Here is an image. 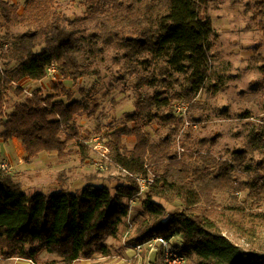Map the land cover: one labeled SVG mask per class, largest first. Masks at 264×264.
<instances>
[{
  "label": "trees",
  "instance_id": "1",
  "mask_svg": "<svg viewBox=\"0 0 264 264\" xmlns=\"http://www.w3.org/2000/svg\"><path fill=\"white\" fill-rule=\"evenodd\" d=\"M54 3L25 0L21 14L12 0H0V25L27 26L24 32L8 30L0 37V59L4 61L0 66V137L20 141L27 158L56 152L59 159L74 154L86 161L88 147L82 141L80 119L103 114V109L94 94L73 99L64 85L65 80L74 82L89 76L90 64L78 55L77 23L81 19L71 20L65 15L49 18ZM208 3L83 1L89 16L104 11L108 14L100 22L99 34H94L95 44L119 42L124 56L140 60L139 66L146 69H132L139 89L134 110L104 142L112 162L127 173L107 178L91 175L75 190L59 179L51 190L30 193L22 181L0 169L1 257L36 264H74L96 255H112L114 245L109 239L120 241L124 237L127 244L135 245L165 236L183 240L185 264H264V214L244 205L223 206L216 197L221 192L236 197L242 191L251 199L263 197L264 160L258 164L257 177L241 180L238 171H251L246 162L247 148L234 149L227 159L198 148L188 151L182 142L179 150L174 144L173 134L182 119L174 114L173 100L193 99L209 81L215 30L205 16ZM256 4L264 14V0H256ZM39 20L45 24L33 27ZM254 58L264 70V55L259 53ZM52 65L58 71L56 81L48 77ZM182 73L187 80L183 90L169 95L164 86L171 80L180 81ZM46 78L53 84L52 93H44L39 87L24 95L22 81L43 82ZM159 80L162 90H140V86L155 85ZM154 121L159 141H154L148 129ZM164 130L167 133L162 136ZM254 134L249 145L263 148L264 131ZM128 137L135 141L133 149L124 142ZM130 173L155 177L141 201L142 209L134 216L132 201L140 188ZM158 199L179 202L180 209L168 211ZM231 229L245 238L247 247L229 237L227 231ZM44 253L54 258L44 261Z\"/></svg>",
  "mask_w": 264,
  "mask_h": 264
},
{
  "label": "rangeland",
  "instance_id": "2",
  "mask_svg": "<svg viewBox=\"0 0 264 264\" xmlns=\"http://www.w3.org/2000/svg\"><path fill=\"white\" fill-rule=\"evenodd\" d=\"M12 1L22 14L25 0ZM83 1L55 0L49 18L65 15L71 20L81 19L77 23L79 27L77 49L79 57L90 64V74L74 82L65 80L64 85L73 93V99H83L89 94H94L101 102L103 114L91 119H80L83 127L82 141L88 147L86 161H81L80 156L74 154L59 159L56 152H41L36 157L27 158L20 143L14 140L5 141L0 137V157H5L11 162L10 174L22 181L30 193L38 188L42 191L51 190V186L55 185V188L59 179L66 187L76 189L82 187L91 175L102 178L124 175L112 160L102 158L91 145L96 144L94 139L97 137L98 141L104 143L112 131L124 125L125 116L134 110L139 90L131 71L134 67L141 72H146V69L144 65L139 66L140 60L127 59L124 56L125 49L119 42L106 46L95 44L94 34H99L100 22L108 14L104 11L89 16ZM86 16L87 19H84ZM205 16L211 19L215 30L209 81L203 91L193 99L173 100L172 104L180 100L189 102V119L196 123V126H189L182 134L180 122L177 132L173 134L174 144L179 150L182 142L188 151L198 148L204 153L210 152L227 159L232 157L234 149L245 147L248 150L246 162L251 171H238L237 175L241 180L253 178L259 175L256 171L264 160V146L254 149L249 145L255 136L254 133L264 131V70L260 66L261 63L254 58L259 53L264 55V14L260 13L256 0H209ZM44 24V21L39 20L33 23V27ZM26 29L27 26L20 24L11 25L10 28L0 25V37L8 30L16 34ZM3 62L0 59L2 67ZM12 65L14 63L11 62ZM180 78V81L171 80L168 86H164L169 95L183 90L187 82L186 74H180ZM22 83L26 88L24 95L39 87L44 93L53 92V84L49 78L43 82ZM164 87L159 80L155 85L140 86V90L143 93H151ZM10 109L11 103L7 105L6 111ZM156 124L154 121L152 127L148 129L153 134L154 141H159L161 137L154 132ZM160 133L165 136L167 130ZM124 142L129 149H133L135 144L133 138H125ZM99 163H102L104 168H101ZM216 197L223 206L244 205L254 212L264 214V195L260 199H251L247 197L246 191H242L236 197L226 192L217 193ZM140 198L136 203H132V215L142 209L143 197ZM227 234L236 243L248 246L245 238L234 230H228ZM110 241L115 243L112 255H96L93 259H82L74 264H163L159 253L147 249L138 252L134 244H127L124 237L120 241L113 239ZM53 258L54 256L48 253L42 254L44 261ZM0 264L36 263L0 256Z\"/></svg>",
  "mask_w": 264,
  "mask_h": 264
},
{
  "label": "built area",
  "instance_id": "3",
  "mask_svg": "<svg viewBox=\"0 0 264 264\" xmlns=\"http://www.w3.org/2000/svg\"><path fill=\"white\" fill-rule=\"evenodd\" d=\"M57 68L55 65H52L48 68V77L53 80H58V73ZM174 114L177 117L182 119V127L180 132L183 134L185 130L189 126H196L192 120L189 119V112H190V103L185 100H180L174 103L173 105ZM96 144L93 146L88 141L87 144L91 145L95 151H97L102 158L106 159L107 161H111L110 156V149L101 141H98V137L96 139ZM101 168H104L102 163H99ZM0 169L6 172H10L12 169L11 162L5 158L0 157ZM125 173L126 170H123ZM130 175L136 180L140 190L138 196L136 198L145 197L146 192L152 185L155 180L153 174L140 175V174H132ZM134 201H132L133 203ZM183 245V240L180 237H171L167 238L165 236H155L145 243L135 244L134 247L138 252L143 250H150L160 254L163 264H185L186 263V256L184 253L181 252V248Z\"/></svg>",
  "mask_w": 264,
  "mask_h": 264
},
{
  "label": "crops",
  "instance_id": "4",
  "mask_svg": "<svg viewBox=\"0 0 264 264\" xmlns=\"http://www.w3.org/2000/svg\"><path fill=\"white\" fill-rule=\"evenodd\" d=\"M15 142H18V143H20V141H18L17 139H13ZM21 144V143H20ZM22 145V144H21ZM21 148H23V149H25L24 148V146L22 145V147ZM7 154V153H6ZM7 155H9V154H7ZM54 186L55 185H53V186H51L52 188L51 189H53L54 188ZM70 189L71 190H75L74 188H71L70 187ZM36 191H42V189L41 188H38ZM141 199V198H140ZM139 198H137V199H135V203L137 202V201H139L140 200ZM158 201L160 202V203H162L165 207H166V209L168 210V211H176V210H178L179 208H180V204H179V202H168V201H166V200H163V199H158ZM133 202V203H134ZM134 215H137V213H134ZM133 215V216H134ZM111 239H109L108 240V242L110 243V244H115V243H113L114 241H110ZM118 249V248H117ZM113 251H114V247H113ZM162 263V262H161Z\"/></svg>",
  "mask_w": 264,
  "mask_h": 264
}]
</instances>
